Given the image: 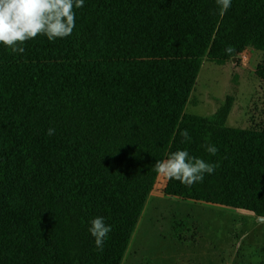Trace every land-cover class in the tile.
I'll return each mask as SVG.
<instances>
[{
	"label": "trees",
	"instance_id": "16d2710c",
	"mask_svg": "<svg viewBox=\"0 0 264 264\" xmlns=\"http://www.w3.org/2000/svg\"><path fill=\"white\" fill-rule=\"evenodd\" d=\"M210 46L208 61L219 65L248 48L264 55V0H232ZM202 63H0V264H122L159 178L153 166L178 149L215 171L191 188L168 180L162 194L264 217V126L230 128L186 113ZM258 74L264 80V56ZM184 130L190 142H181ZM97 217L112 228L103 250L89 233Z\"/></svg>",
	"mask_w": 264,
	"mask_h": 264
},
{
	"label": "rangeland",
	"instance_id": "374dc122",
	"mask_svg": "<svg viewBox=\"0 0 264 264\" xmlns=\"http://www.w3.org/2000/svg\"><path fill=\"white\" fill-rule=\"evenodd\" d=\"M263 56L248 48L226 65L206 60L186 113L230 128L260 130L264 80L258 66ZM167 182L159 176L124 264H264V220L222 206L167 197L162 194Z\"/></svg>",
	"mask_w": 264,
	"mask_h": 264
},
{
	"label": "crops",
	"instance_id": "0c3cea01",
	"mask_svg": "<svg viewBox=\"0 0 264 264\" xmlns=\"http://www.w3.org/2000/svg\"><path fill=\"white\" fill-rule=\"evenodd\" d=\"M173 5L217 4L215 0H84L69 37L49 42L38 36L24 45L23 54L0 52V63L183 58H200L204 63L224 15H219L218 7L214 14H173ZM185 39L197 44L168 43Z\"/></svg>",
	"mask_w": 264,
	"mask_h": 264
},
{
	"label": "clouds",
	"instance_id": "9594fccd",
	"mask_svg": "<svg viewBox=\"0 0 264 264\" xmlns=\"http://www.w3.org/2000/svg\"><path fill=\"white\" fill-rule=\"evenodd\" d=\"M215 2L219 15L223 16L231 7L232 0ZM83 6L84 0H0V45L12 53L23 54L24 45L38 36H45L49 42L67 38L75 28L76 10ZM233 52L232 46L225 49L229 56ZM54 133L53 128L48 130L49 136ZM180 136L182 143L191 141L187 130L180 132ZM203 147L211 155L218 151L215 145L205 144ZM215 168V164L179 149L170 153L166 159L157 160L153 166L158 176L178 181L187 188L202 182L205 174H213ZM111 230L103 217L90 221L89 233L98 250H103L104 241Z\"/></svg>",
	"mask_w": 264,
	"mask_h": 264
},
{
	"label": "water",
	"instance_id": "95a60500",
	"mask_svg": "<svg viewBox=\"0 0 264 264\" xmlns=\"http://www.w3.org/2000/svg\"><path fill=\"white\" fill-rule=\"evenodd\" d=\"M233 61H237V58H233ZM261 220H264V217H262Z\"/></svg>",
	"mask_w": 264,
	"mask_h": 264
}]
</instances>
